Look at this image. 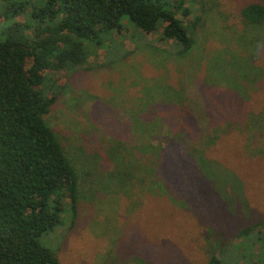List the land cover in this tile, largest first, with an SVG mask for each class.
<instances>
[{"label":"trees","instance_id":"trees-1","mask_svg":"<svg viewBox=\"0 0 264 264\" xmlns=\"http://www.w3.org/2000/svg\"><path fill=\"white\" fill-rule=\"evenodd\" d=\"M0 2L4 15V22L0 21V264H61L57 252L43 244L42 237L64 226L66 219L70 221L68 229L75 224L80 176L47 115L72 75L85 69L96 50L107 44L113 58L124 59L111 36L120 33L126 23L144 34L157 33L158 42L168 44L161 51L180 58L193 49L203 19L198 15L184 23L192 12L187 0ZM17 16L24 19L15 20ZM240 16L243 30L252 26L264 29L263 3H248ZM233 33L236 40L238 33ZM153 45L145 40L137 42V48ZM222 51L232 59L238 56L233 50ZM215 58L209 61L210 66ZM61 70L67 72L68 82L63 87L52 78ZM159 85L167 92L160 100L163 109L157 110L169 111L163 120L168 129L162 134L161 144L138 139L128 145L118 143L120 156L111 157L117 165L129 164V187L123 193L132 196L136 186L155 193L166 175L167 209L171 212L183 214L199 205L206 208L207 223L213 220L212 227L225 223L221 219L228 212L240 217L238 203L230 204L229 183L236 181L242 161L234 156L244 155L242 158L251 163V154L243 145L247 131L253 136L255 132L245 127L241 116L216 125L213 120L220 118L217 113L208 117V98L198 99L192 89ZM210 108L221 112L227 109L218 104ZM176 111L180 116L172 114ZM157 119L150 123L151 136L161 125ZM241 132L246 135L242 146L228 143L230 134ZM138 133L143 134V130ZM147 152L154 159L145 157ZM243 223L236 225L245 227L237 236L246 239L248 229L264 221ZM242 246V257L253 259L250 264H264V233L250 243L243 241L238 248ZM205 264H221L215 250Z\"/></svg>","mask_w":264,"mask_h":264},{"label":"rangeland","instance_id":"rangeland-1","mask_svg":"<svg viewBox=\"0 0 264 264\" xmlns=\"http://www.w3.org/2000/svg\"><path fill=\"white\" fill-rule=\"evenodd\" d=\"M251 2L264 4V0H187L192 12L184 23L199 15L203 24L197 28L193 49L181 59L161 51L168 44L158 42L157 33L144 34L126 23L120 33L111 36L124 59L113 58L106 44L93 53L85 69L72 75L47 115L80 176L75 224L68 229L66 219L64 226L42 237V243L57 252L61 264H205L214 250L221 264L252 263L253 259L242 257L243 246H238L263 234L264 223L249 228L246 239L237 236L245 227H236L240 222L264 221V29L243 30L240 16ZM0 21L4 22L1 2ZM232 29L238 33L236 40ZM144 40L155 46L137 48V42ZM225 49L238 56L232 59L223 53ZM66 76L64 70L52 74L55 84L62 87L68 82ZM159 84L192 89L200 100L207 97L208 117L217 113L220 118L213 120L216 125L241 116L245 127L255 132L257 137L250 130L247 136L246 131L228 136V143L239 146L246 136L243 149L251 154V163L244 155L234 156L242 161L236 181L229 183L230 204L238 203L240 217L228 212L221 219L226 224L212 227L206 208L199 205L183 214L171 212L164 174L155 193L137 186L132 196L123 193L129 187V164L117 165L111 157L120 156L118 143L128 145L138 139L161 144L168 129L163 120L169 111L161 110L160 100L167 91ZM216 104L227 109L210 108ZM172 114L180 116L181 112ZM156 118L161 125L151 136L150 123ZM140 129L143 134L138 133ZM144 156L154 159L150 152Z\"/></svg>","mask_w":264,"mask_h":264}]
</instances>
